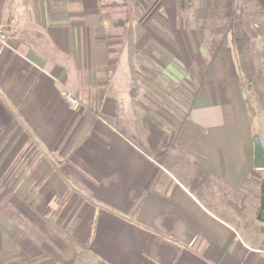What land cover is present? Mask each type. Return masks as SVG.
I'll return each mask as SVG.
<instances>
[{
	"label": "crops",
	"instance_id": "0c3cea01",
	"mask_svg": "<svg viewBox=\"0 0 264 264\" xmlns=\"http://www.w3.org/2000/svg\"><path fill=\"white\" fill-rule=\"evenodd\" d=\"M106 11L102 0H0V205L26 223L12 240L10 224L0 228V264H69L80 253L104 264H264V168L254 163L264 107L251 119L252 85L223 48L208 70L195 38H144L132 24L124 38ZM166 11L176 28V6ZM251 11L264 63V0ZM18 24L36 31H4ZM156 72L181 83L172 106L153 91ZM63 86L84 106L73 109ZM152 126L174 139L157 160ZM196 166L210 175L203 200L191 189Z\"/></svg>",
	"mask_w": 264,
	"mask_h": 264
},
{
	"label": "rangeland",
	"instance_id": "374dc122",
	"mask_svg": "<svg viewBox=\"0 0 264 264\" xmlns=\"http://www.w3.org/2000/svg\"><path fill=\"white\" fill-rule=\"evenodd\" d=\"M237 1L238 0H236V2ZM4 2L13 3V0H4ZM102 2L107 7V18H109L113 22H116L117 24H120L121 21H124L127 24L126 30L122 27L120 28L118 25L116 26V28L122 33V36L124 38L129 37L132 34L131 29L128 26L129 24H132L135 27L137 34L144 38H152V36H155L164 39L163 41H171L173 36L178 34L177 32H175L176 29L177 31H179L180 35H188L193 39L195 38L197 45H199L202 50H205L207 49V44L209 41L220 40L221 34L218 32V29L224 26L227 22V18L225 17V6L223 5L222 0H102ZM171 6H176L177 8L176 21L178 22V26L176 28L172 26V23L170 21L171 18H169L168 16L169 12L166 11L167 8ZM251 7L252 6L247 7L238 19V30L240 35H242L243 37H245L244 35H246L249 39H251V42L253 44L252 47L250 48L249 43H246L244 52L242 54H240L239 50L232 44L231 48L223 47V50L228 62H230L231 64L234 62L236 68L240 70L242 74L240 77L245 78L246 83L250 82V84L252 85H247L245 87L246 90L248 89V92L246 91L245 93L248 96V99L246 101L248 106V114L249 116H251V119H253V116L255 118V115L257 116V114L261 113L260 108L264 107V105L260 106L257 103V101L264 103V63L260 58V54L257 53L255 46V42L258 39V36L261 34L262 30L259 24L257 22H254V18H252V15L248 13V11L251 10ZM7 14L8 13L5 12L0 13V15H4V22L9 19L7 18ZM26 14L23 18L28 20V23H30V26H32V22H29L31 17ZM26 25L24 26V28L20 27L19 24L18 27L14 25L12 28H4V31L13 33L15 35H18L19 37L27 36L28 32L33 34V30L34 32L36 31V28L34 26H29L27 28ZM231 49L234 55H232L233 53ZM169 61L171 65L174 66V68L182 67V61L176 58L173 59L172 57H170ZM246 73L251 76L250 79L247 78ZM138 78L140 79V77ZM147 78L156 80L155 82H153V91L159 96L163 95L165 97V104L172 106L173 103L170 102L169 98H179L180 94L178 91V87L181 86V83H173L174 81H171L165 75H162L159 72H156L153 76ZM176 84L179 86H177ZM176 90L178 93L176 92ZM175 102L180 104V102L177 100H175ZM174 106H176V104H174ZM260 119L262 120V128L264 130V112ZM56 205L58 207L61 205V203L57 201ZM0 207L2 208V211H0V223L3 224L0 228L5 232V234L7 230L5 223H9V218L10 221L11 218L13 219V225H16L19 231H24V229L26 228V223L24 224L23 220L17 217L16 214L12 213V216L11 213L6 212L7 206L5 207L3 205H0ZM63 207H65V205H63ZM9 215H11L12 217ZM47 216H50L49 211L47 212ZM53 222V219H51L50 222H47L48 225L44 223L41 230L44 232L47 231L52 233L49 228H51L52 230L54 229ZM10 230L11 227H9V231ZM41 230L39 229L40 233L42 232ZM57 230L59 239H61L63 242L65 241L64 243L67 245L72 244L73 240L71 239V236L67 232H65L66 230H64V227L62 228V225H58ZM54 234L55 231H53V234H47L46 236H44L45 238H43V240L52 243L54 241V238H56ZM7 238L9 240H12V238H9L8 235ZM27 238L32 239L38 243V236L32 235L27 236ZM77 260L79 264H97V262L93 263L88 260L86 255H82L81 253L78 255V258H75L74 260L70 259L69 264H76ZM26 263L27 262H25V259L21 258L15 259L10 264Z\"/></svg>",
	"mask_w": 264,
	"mask_h": 264
},
{
	"label": "trees",
	"instance_id": "16d2710c",
	"mask_svg": "<svg viewBox=\"0 0 264 264\" xmlns=\"http://www.w3.org/2000/svg\"><path fill=\"white\" fill-rule=\"evenodd\" d=\"M223 5L225 6V17L227 18V22L224 26L218 29V32L221 34V38L219 41L211 40L208 42L207 46V55L205 57V67L206 69H210L212 65L217 60L218 56L220 55L221 49L224 46L233 45L236 47L240 54L244 52V47L246 43H249L250 48L252 47L251 39H249L246 35L243 37L239 34L238 30V19L240 18L243 11L246 10L247 7L252 6L256 4V0H222ZM250 11V12H249ZM248 13L252 15V18H254V22H257L255 17V13L251 10H249ZM253 20V19H252ZM118 24L116 23V26ZM120 28L126 30L127 24L124 21H121L119 24ZM254 37V36H253ZM246 76L248 79H250V75L246 73ZM136 87L139 85V78L134 77V86ZM174 139H167L166 136L163 135V132L156 128L155 126L151 127V135L149 138L150 142V151L155 157V159H161L166 155V149L171 148L174 145ZM210 179V175L208 174L207 170L201 166H196L194 177L192 178V187L191 189L193 191H196L197 196L203 200V195L201 192L197 191L199 187L202 185H205L206 182H208ZM198 192V193H197ZM0 211H2V208L0 207ZM13 216V214L11 213ZM9 215V216H11ZM11 216V217H12ZM12 218L9 223L11 226L10 232H7V235L9 238L14 239L16 235L19 232V229L16 225H13ZM97 264H104V262L99 261Z\"/></svg>",
	"mask_w": 264,
	"mask_h": 264
},
{
	"label": "water",
	"instance_id": "95a60500",
	"mask_svg": "<svg viewBox=\"0 0 264 264\" xmlns=\"http://www.w3.org/2000/svg\"><path fill=\"white\" fill-rule=\"evenodd\" d=\"M254 163L257 168H264V148L257 139L255 141V149H254ZM257 219L264 223V181L261 184V206L260 211L258 212Z\"/></svg>",
	"mask_w": 264,
	"mask_h": 264
},
{
	"label": "built area",
	"instance_id": "2783aa9c",
	"mask_svg": "<svg viewBox=\"0 0 264 264\" xmlns=\"http://www.w3.org/2000/svg\"><path fill=\"white\" fill-rule=\"evenodd\" d=\"M61 94L67 100V102L73 109H77L81 107L82 105H84V102L81 99V97L77 95V93H75L74 91L70 90L69 88L65 86L62 87ZM260 252L262 253L264 257V246L262 249H260Z\"/></svg>",
	"mask_w": 264,
	"mask_h": 264
}]
</instances>
